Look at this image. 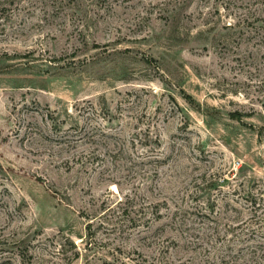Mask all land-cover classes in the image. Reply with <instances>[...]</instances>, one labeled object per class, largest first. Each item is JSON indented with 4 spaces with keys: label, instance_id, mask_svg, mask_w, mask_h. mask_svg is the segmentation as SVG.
Masks as SVG:
<instances>
[{
    "label": "rangeland",
    "instance_id": "374dc122",
    "mask_svg": "<svg viewBox=\"0 0 264 264\" xmlns=\"http://www.w3.org/2000/svg\"><path fill=\"white\" fill-rule=\"evenodd\" d=\"M0 264H264V0H0Z\"/></svg>",
    "mask_w": 264,
    "mask_h": 264
},
{
    "label": "bare ground",
    "instance_id": "6f19581e",
    "mask_svg": "<svg viewBox=\"0 0 264 264\" xmlns=\"http://www.w3.org/2000/svg\"><path fill=\"white\" fill-rule=\"evenodd\" d=\"M116 188V187H115Z\"/></svg>",
    "mask_w": 264,
    "mask_h": 264
},
{
    "label": "trees",
    "instance_id": "16d2710c",
    "mask_svg": "<svg viewBox=\"0 0 264 264\" xmlns=\"http://www.w3.org/2000/svg\"><path fill=\"white\" fill-rule=\"evenodd\" d=\"M239 118V117H238Z\"/></svg>",
    "mask_w": 264,
    "mask_h": 264
}]
</instances>
